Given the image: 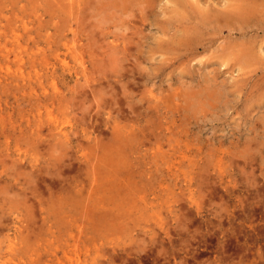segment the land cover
<instances>
[{
    "label": "rangeland",
    "instance_id": "1",
    "mask_svg": "<svg viewBox=\"0 0 264 264\" xmlns=\"http://www.w3.org/2000/svg\"><path fill=\"white\" fill-rule=\"evenodd\" d=\"M111 1L0 0V264H264V0Z\"/></svg>",
    "mask_w": 264,
    "mask_h": 264
},
{
    "label": "bare ground",
    "instance_id": "2",
    "mask_svg": "<svg viewBox=\"0 0 264 264\" xmlns=\"http://www.w3.org/2000/svg\"><path fill=\"white\" fill-rule=\"evenodd\" d=\"M173 1V4L176 6V8L177 9H179V10H176V12H175V14H177L178 16H180V15H182V16H180L181 18L182 17H185V15H186V9H194V8H196V11H197V14L200 16L201 15V17H203V18H205V17H208V15H216V17L219 19V21L220 20H225V19H227L228 20V18L229 17H231V19L232 18H237V19H243L244 17H249V13H251V12H249L248 11V7H246V6H243V4H241V6H236V2L237 1H240L241 3H243V2H248L249 0H227L228 2V7L229 6H231V8H237L236 9V13L235 12H231L230 10V12L229 11H227L226 13L225 12H219V11H214V10H212V9H210L209 7H207V9H204V8H199L198 7V1H196L197 3H196V5H189V4H191V3H189V2H187L188 0H172ZM113 2V3H112ZM121 2V3H120ZM246 2V3H247ZM143 3H147L148 4V2H147V0H113V1H111V4L112 5H110L114 10L115 9H117L118 7H119V5H121V7H120V9L122 10L121 12H128V8H129V6H132L133 8L132 9H136L135 7H134V5L133 4H135V5H141V4H143ZM226 3V4H227ZM246 3H244V4H246ZM117 4H118V6H117ZM243 6V7H242ZM201 7V6H200ZM111 8V9H112ZM230 8V9H231ZM134 10H133V12H134ZM146 10V9H145ZM232 10V9H231ZM251 10H254V9H251ZM116 11V10H115ZM120 11V10H119ZM132 11V10H131ZM223 11V10H222ZM140 11H138V13H139ZM135 13V12H134ZM190 13V12H189ZM229 13V14H228ZM124 14V13H123ZM184 14V15H183ZM140 15H142V13L140 14ZM143 15H144V13H143ZM193 15V14H192ZM121 16V15H120ZM137 16V15H136ZM193 16H195V15H193ZM142 17V16H141ZM251 17V16H250ZM202 18V19H203ZM187 19V18H186ZM231 19H230V21H231ZM252 19H253V17H252ZM122 20V19H121ZM144 20V19H143ZM213 20V19H212ZM251 20V19H250ZM264 20V19H263ZM123 21V20H122ZM140 21V20H139ZM126 22V21H125ZM124 23V22H123ZM140 23V22H139ZM142 23L144 24V21H142ZM223 24V23H222ZM141 25V24H140ZM225 26V25H224ZM116 28V27H115ZM127 28V27H126ZM236 29V28H235ZM230 30V29H229ZM162 31V33H164L165 31H163V30H161ZM194 32V31H193ZM196 33V32H195ZM181 43V42H180ZM122 49V48H121ZM242 53H240V55L241 56H245V55H249V53L250 52H248V51H241ZM236 53V52H235Z\"/></svg>",
    "mask_w": 264,
    "mask_h": 264
}]
</instances>
